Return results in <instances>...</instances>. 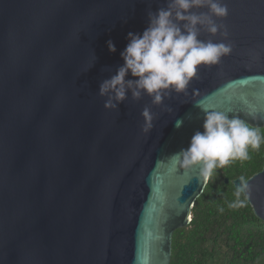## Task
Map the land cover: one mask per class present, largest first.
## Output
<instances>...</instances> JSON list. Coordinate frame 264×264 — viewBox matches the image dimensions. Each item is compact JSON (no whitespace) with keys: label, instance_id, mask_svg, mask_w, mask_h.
<instances>
[{"label":"water","instance_id":"obj_1","mask_svg":"<svg viewBox=\"0 0 264 264\" xmlns=\"http://www.w3.org/2000/svg\"><path fill=\"white\" fill-rule=\"evenodd\" d=\"M223 2L228 40L203 27L198 39L230 55L160 105L129 91L106 109L99 87L128 33L167 0H0V264H170L207 184L173 158L203 131L201 106L264 128V0ZM245 182L264 222V168Z\"/></svg>","mask_w":264,"mask_h":264},{"label":"clouds","instance_id":"obj_2","mask_svg":"<svg viewBox=\"0 0 264 264\" xmlns=\"http://www.w3.org/2000/svg\"><path fill=\"white\" fill-rule=\"evenodd\" d=\"M200 8L208 11L199 14L192 11ZM227 16L228 6L223 0H167L166 7L155 13L149 11L147 28L142 33H128V43L120 53L123 64L100 84V96H107L104 107L117 108L129 91L134 100L148 95L155 105L162 104L172 92L185 93L190 82L197 78L199 66L218 65L223 57L231 54V42L198 39L200 27H203L211 35L219 33L228 40L226 26L217 24L214 19ZM107 47L110 52H116L111 40ZM129 74L134 79H126ZM201 110L205 113L203 131H196L189 146L173 154V158L185 169L198 167L207 182L217 168H223L231 161L248 160L249 148L259 150L264 137L241 119L229 118L226 112L203 106ZM141 115L144 119L142 131L148 133L153 128L154 116L147 106ZM182 123L177 121L176 127L180 128ZM248 188L241 177L235 192L237 200L229 206L243 207L244 201L239 198Z\"/></svg>","mask_w":264,"mask_h":264},{"label":"trees","instance_id":"obj_3","mask_svg":"<svg viewBox=\"0 0 264 264\" xmlns=\"http://www.w3.org/2000/svg\"><path fill=\"white\" fill-rule=\"evenodd\" d=\"M257 130L264 137V128ZM249 157L213 172L192 208L191 222L173 234L170 264H264V222L243 194V207L229 206L237 200L233 181H247L263 170L264 143L259 150L249 148Z\"/></svg>","mask_w":264,"mask_h":264},{"label":"snow or ice","instance_id":"obj_4","mask_svg":"<svg viewBox=\"0 0 264 264\" xmlns=\"http://www.w3.org/2000/svg\"><path fill=\"white\" fill-rule=\"evenodd\" d=\"M189 219H191V217H189Z\"/></svg>","mask_w":264,"mask_h":264}]
</instances>
